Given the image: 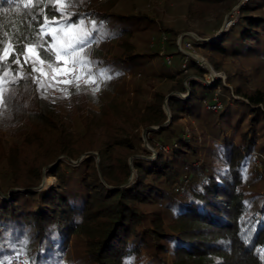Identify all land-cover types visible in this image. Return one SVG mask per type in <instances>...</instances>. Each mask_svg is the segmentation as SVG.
I'll list each match as a JSON object with an SVG mask.
<instances>
[{
  "label": "trees",
  "instance_id": "obj_1",
  "mask_svg": "<svg viewBox=\"0 0 264 264\" xmlns=\"http://www.w3.org/2000/svg\"><path fill=\"white\" fill-rule=\"evenodd\" d=\"M239 2L188 0L186 21L178 26L162 22L164 31L157 32L160 26L148 12L132 8L115 13L108 6L75 15L60 0H0V107L16 104L17 95L24 96L22 89L34 81L8 80L25 69L21 57L20 65L13 63L19 54L14 50L32 44L44 58L47 48L51 61L60 63L50 33L38 35L43 22L72 26L91 17L76 43L90 35L77 51L93 50L104 39L116 42L112 57L96 50L92 63L89 57L80 61L88 74L104 75L101 91L75 88L69 97L24 104L31 105L23 115L35 122L39 142L30 164L33 175H18L16 156L4 157L9 169L0 176V262L20 252L27 264H58L69 235L76 234L86 236L95 264H131L135 253L139 264H167L159 255L166 251L173 254V264H248V255L255 257L249 264H264V198L252 209L236 189L254 152L264 147L255 139L264 131V91L241 84L231 89L221 78L206 80V66L182 49L190 39L196 52L202 48L264 61V0ZM225 20L231 21L221 29ZM143 29L157 33L139 39ZM188 30L195 34L183 33L178 44ZM6 49L10 57L4 56ZM126 76L138 84L133 101L125 96ZM155 80L159 84L148 98L151 88L144 84ZM165 96L172 115L167 123ZM185 114L205 119L201 132L180 126L178 116ZM143 127L157 137L153 145L161 147L153 159L133 156L137 177L127 183V157L150 151L143 145ZM92 150L98 151V161ZM81 155L74 164L72 159ZM51 164L58 185L39 188L42 167ZM159 202L167 203L172 220L164 223L156 213L146 226L140 205Z\"/></svg>",
  "mask_w": 264,
  "mask_h": 264
},
{
  "label": "rangeland",
  "instance_id": "obj_2",
  "mask_svg": "<svg viewBox=\"0 0 264 264\" xmlns=\"http://www.w3.org/2000/svg\"><path fill=\"white\" fill-rule=\"evenodd\" d=\"M242 2V0H240ZM239 2V3H240ZM61 6L68 10V12H72L75 15H79L80 12L83 14L85 11L90 12L95 9L102 10L103 8L110 7L112 8V12H120L123 10L131 9L135 10L138 13L148 12L154 20L155 26L159 25L160 28L157 32L164 31L161 29L162 22H166L168 25L178 26L180 20L186 21V14L188 12L189 3L188 0H60ZM238 5V4H237ZM237 5L234 6L232 10L231 17L236 16V8ZM120 10V11H119ZM83 23L74 24L72 26H62L57 27L52 25V21H45L42 24L43 32L48 31L52 36H55L56 39L53 41L55 42L56 48L61 53V57L68 61V64H64V60H60L59 62L51 61V66L49 67V61L45 60L44 64L41 65L39 60L42 59L40 54L38 53L36 46L32 44H27L23 46L22 50H14L16 53L19 52L22 62L24 63V56L28 55L29 60L32 61L35 59V67L37 69L36 72L32 71L33 63H24V70L19 71L18 74L12 75L9 74L8 80H15L16 78L20 80V84L26 82V79L33 81V77L41 76V72L47 73V75L43 76V80L45 83L49 81L56 83L57 81L63 80H71V84H63L57 83V88H67V95H64L61 91L53 90L52 88L48 89L47 95H43V90L39 88L38 84L31 82L29 87L26 89H22L24 96L17 95V102L16 104L12 101L10 105L0 107V176L4 175L8 172L9 167L6 164L5 156L10 157L12 154L16 156V159L19 161L18 168L20 176L26 175H33L32 168L30 166L32 155L35 156L36 154V146L38 145L37 135H36V124L31 119H26L23 115V110L27 109V112H30L31 105H24L27 102H36L37 99H43V101L48 100H57L61 97H69L72 93L73 89H77L76 85L79 84L80 91H87V92H99L102 90L100 87H96L97 84L102 86L105 83L104 75L95 73V75L88 74V71L85 67H83L80 63L82 58L89 57V63H92V54L97 52H102L106 58L112 57L114 49L116 47L115 40L104 39L97 41L95 48L92 50L91 46H87L82 48L81 50L76 49V40L80 36L83 30L88 28L89 24L91 23V17L85 16L81 19ZM80 21V22H81ZM231 20L227 21L229 24ZM193 23V22H191ZM156 30L150 29H143L139 31L138 38H149L150 34H154ZM155 32V33H157ZM183 33H187L190 35H194L195 32L193 30H188ZM180 34V35H181ZM180 35L177 39L178 44H181ZM91 40L92 37L90 38ZM180 39V41H179ZM187 39V38H185ZM89 40V39H88ZM87 40V41H88ZM190 41V39H187ZM180 42V43H179ZM182 45V44H181ZM26 46H30L33 49L32 54H28L25 52ZM151 48V47H149ZM175 48H170L171 51H174ZM195 55L203 57L202 59L199 58L198 60L201 61L204 66H206L208 73L204 75L206 80L212 82L217 78H221L225 84L230 86L232 89L233 86L241 84L248 88L249 90L255 89H262L264 91V61L261 58H253V59H244L239 57H225L221 56L217 53L205 52L202 48H199V52H196L192 49H189ZM38 54V55H37ZM195 55H193L195 57ZM176 61L180 59V55H175ZM157 66V65H156ZM72 68L73 71L69 75L62 74L59 70L61 68ZM210 67V68H209ZM95 68V67H93ZM25 70H28L29 73H24ZM26 72V71H25ZM216 72V73H215ZM129 74V72H128ZM231 80H228L229 78ZM142 78V77H140ZM157 81V80H155ZM146 82L144 85L151 88L150 94L148 98L152 96V90L155 89L156 84L158 85L159 82ZM123 83H117V86H123ZM137 82L130 79L126 76L125 81V88L126 93L125 96L129 97L130 101H133L135 98V87L137 86ZM16 101L15 99H13ZM35 102V104H36ZM42 102V101H41ZM1 103V101H0ZM30 104V103H29ZM43 105V102H42ZM27 106V107H25ZM209 106V105H208ZM162 108L167 115V119L165 123L169 122L172 115L171 110L168 106V96H165L162 104ZM19 111V112H18ZM17 113V114H16ZM216 113V112H213ZM19 115L23 116L22 121L19 119ZM178 123L180 126H184L187 131L194 129L196 132H201L203 128V120L195 119L187 114L179 115L178 116ZM209 117V116H208ZM31 126V128H30ZM157 125L150 124L149 127H155ZM245 128H248L245 124ZM147 134L146 127L141 128V138L143 141V145L148 148L150 151H133V154H130L127 157L128 163L131 168V174L127 181L130 183L137 177V169L133 163V156L138 155L144 158H151L153 159L157 155L158 147H161L157 144V146L153 145V139H157L156 136ZM230 134V130L227 132L228 136ZM238 137V136H237ZM236 137V139H237ZM20 138V139H18ZM16 139V140H15ZM256 142L259 145L263 142L264 144V131L259 133V137H255ZM238 140V139H237ZM93 155H96V160L98 161V151L92 150ZM149 154V155H148ZM82 156V155H81ZM42 159V158H41ZM77 159L73 160L74 164H78L76 161ZM82 160V159H81ZM80 160V161H81ZM53 165L51 164L49 167L43 166L42 167V181L40 184H44L42 188H49L51 186L58 185V175L53 171ZM11 168V167H10ZM52 174V175H50ZM86 174V170L81 171V175ZM10 174H7L9 176ZM79 176V175H78ZM76 184V183H75ZM48 185V186H46ZM237 191L244 196L243 201L247 202L250 207L258 208L262 203V199L264 198V147L254 152L252 160L250 162V169H248L245 179L236 187ZM262 194V195H261ZM167 203L159 202L157 205L154 204H145L140 205L141 210L145 212V216L148 217L146 222V226L151 224V220L153 219L155 214L158 213L159 216H162V220L164 223H169L172 220V213L170 210H166L167 207L165 206ZM165 209V210H164ZM251 209V210H252ZM156 218V217H154ZM168 227H166V231ZM92 230V229H89ZM165 231V232H166ZM166 236V235H165ZM169 242V241H168ZM167 243V241L165 242ZM87 239L86 236L76 234H71L68 237V249L64 251L58 257V264H95L91 261V258L88 254L87 249ZM239 247V246H238ZM241 253L245 254V249L241 246L239 247ZM146 252V251H145ZM13 255V254H12ZM159 255L162 256L164 262L167 264H173V254L171 252H160ZM244 256H247L245 254ZM11 257V256H10ZM253 255L247 256V262L253 258ZM255 259V257H254ZM255 261V260H254ZM141 259L135 253L132 255L131 264H139ZM257 263V260H256Z\"/></svg>",
  "mask_w": 264,
  "mask_h": 264
},
{
  "label": "snow or ice",
  "instance_id": "obj_3",
  "mask_svg": "<svg viewBox=\"0 0 264 264\" xmlns=\"http://www.w3.org/2000/svg\"><path fill=\"white\" fill-rule=\"evenodd\" d=\"M81 24L83 23V21L80 22ZM93 28H95V24H93ZM40 34H43V28L40 29V33H38V35ZM90 35L88 33L85 34V38H81L77 41V45L78 46H83L86 42V38L87 36ZM56 37L55 36H52V40L55 41ZM25 52L28 53V54H32L33 53V49L32 47L30 46H26L25 48ZM12 55V53H10L7 49L4 51V56L5 57H10ZM38 55V54H37ZM45 59H47L49 61V67L51 66V59L52 57L50 55H48V49L45 48V57L40 59L39 60V63L41 65L44 64L45 62ZM56 59L57 60H64V64L67 65L68 64V61L66 59H64L63 57L60 56L59 52L56 53ZM33 63V68H32V71L33 72H36L37 69L35 67V59H33L32 61L29 60V56L28 55H25L24 56V63ZM14 64L16 65H20V54H15V60L13 61ZM62 74L64 75H69L72 73L73 69L72 68H61L59 70ZM47 75V73H44V72H41V76L39 77H33L32 79L34 80V82H36L39 86L40 89L43 90V95H47L48 93V89L49 88H52L53 90H58V91H61L64 95H67L68 92H67V88H57V83H63V84H71L72 81L71 80H63V81H57L56 83H53L51 81H49L48 83H45L44 80H43V76ZM76 87L78 88L79 87V84L76 85ZM96 87L98 88L99 87V84L96 85ZM262 252H264V250H261Z\"/></svg>",
  "mask_w": 264,
  "mask_h": 264
},
{
  "label": "built area",
  "instance_id": "obj_4",
  "mask_svg": "<svg viewBox=\"0 0 264 264\" xmlns=\"http://www.w3.org/2000/svg\"><path fill=\"white\" fill-rule=\"evenodd\" d=\"M180 43V42H179ZM181 45V44H180ZM182 49L184 51H187V53L191 54V55H195L194 53H192L189 49L193 50V43L191 41H187L186 43V48ZM195 58L199 59L198 57L195 56ZM167 62H170L171 59L169 56L166 57ZM213 107H217V105H213ZM27 257L20 253V252H16L13 255H11V257H9L6 261L0 262V264H27Z\"/></svg>",
  "mask_w": 264,
  "mask_h": 264
},
{
  "label": "water",
  "instance_id": "obj_5",
  "mask_svg": "<svg viewBox=\"0 0 264 264\" xmlns=\"http://www.w3.org/2000/svg\"><path fill=\"white\" fill-rule=\"evenodd\" d=\"M227 24V20H225V22H224V24H223V26L221 27V29L225 26ZM221 29L219 30V32L221 31ZM183 37V34H181L180 35V39ZM180 39H179V41H180ZM187 52V51H186ZM196 57H198V58H203V57H201V56H198V55H195ZM210 68V67H209ZM216 73V72H215ZM83 158V155L82 156H79L78 158H77V160L76 161H80L81 159ZM127 184V183H126ZM125 185V184H124ZM39 188H42V187H44V184H40L39 186H38ZM15 189H21V188H19V187H16Z\"/></svg>",
  "mask_w": 264,
  "mask_h": 264
}]
</instances>
